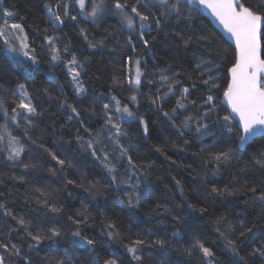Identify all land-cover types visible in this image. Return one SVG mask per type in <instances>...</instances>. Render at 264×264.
Listing matches in <instances>:
<instances>
[{
    "label": "snow or ice",
    "instance_id": "6c2138e0",
    "mask_svg": "<svg viewBox=\"0 0 264 264\" xmlns=\"http://www.w3.org/2000/svg\"><path fill=\"white\" fill-rule=\"evenodd\" d=\"M78 9L76 15L73 9ZM204 9L221 26L227 36H220L228 47L217 50L215 54L206 58H195L191 71L187 73L189 83L179 79L181 72L173 71L172 64L164 68H157L152 73H146L144 67L146 61L138 57L137 47L142 45V50L151 53L155 38L147 39L153 30L164 31L169 24L187 25L192 27L196 24L193 12ZM47 24L49 27L37 29L43 37L41 49L47 50L50 59L48 62L49 79L55 80L52 69L63 63L67 73V83L73 88L77 99H82L88 93L84 79L87 75L84 62L79 55L73 52L69 45L63 49L58 47L60 37L56 35L58 29L67 26L71 21L77 27L80 17L90 20L93 24L105 17H119L120 25L128 32L127 39L123 42L119 38L116 44L126 50L122 59L127 60L129 72L122 80L114 75L112 86L123 87L125 82L132 91L128 100L132 105L138 104L140 87L147 76V84H158L155 95L148 97L151 104L156 107L159 118L163 119L169 128L175 133L171 141L172 147L184 152L188 147L199 145V153H207L204 158V175H219L220 168H230L232 161L237 155L248 156L245 163L247 168L250 164L253 174H260V182L252 183L245 180L241 187H235L233 183L225 184L223 188L213 186L207 197L214 196H238L243 195L242 207L233 214L228 211L217 216L213 222L214 231L218 238H223L224 249L231 255L226 258L225 264H255L258 259L264 264V232L257 236L253 235L250 240V251L241 255L245 250L240 247V239L229 238L233 228V220H240V237L244 238L254 232V228L245 223L249 208L259 205L256 211L257 218H264V53L261 52V39L264 37V0H55L44 4ZM16 14L3 10L0 14V52L12 63L22 69L21 75L28 79L38 71L42 62L37 55V49L32 46L29 36L21 22H12ZM139 30V31H137ZM175 35L180 36L183 29L173 28ZM79 33L87 43L88 49H100L105 46L108 37L99 40L90 38L86 29L79 28ZM109 37L113 34L109 33ZM193 37L188 36L183 41L187 47ZM198 39L210 50L213 40L204 34ZM234 44V48L228 42ZM195 55V54H194ZM203 56V53L201 54ZM22 57V59H21ZM70 57V58H69ZM87 60V56L84 57ZM135 66V74L132 67ZM226 69V70H225ZM226 85V86H225ZM201 90L199 102L193 97V93ZM222 90V91H221ZM47 93L49 90H43ZM175 97L174 106L165 110L166 102ZM49 99H52L49 96ZM220 100V104L217 101ZM18 101V102H17ZM15 105V106H12ZM97 105L99 110L97 111ZM60 108L66 114V120L70 126H75V143L78 152L85 153L91 160L99 165L109 180L108 187L117 193L115 204H127L129 209L140 206L142 196L147 198L151 163H138L133 157L136 145L130 141L134 138L147 140L151 137L155 121L150 122L139 108L130 107L129 103L122 100L111 92L105 98L94 96L89 102L92 115L97 117L92 121L83 115L86 111L74 103H69L67 96L60 101ZM223 109V115H221ZM37 107L32 103V96L25 83H17L11 93V102L8 98L0 97V152L5 153V159L13 165L22 163L23 154L27 151L28 143L43 150L50 157V162L55 163L47 168L51 177L59 178L60 173L66 169L75 167V162L68 156H62L65 151L62 145L53 141L52 147L39 142V138L33 140L29 136V130L34 125V118L39 116ZM24 121V138L14 135L11 125L20 127V118ZM182 117V118H181ZM215 117V119H213ZM177 120L179 121L177 123ZM98 127H93V123ZM137 125L135 136L130 135L124 127L125 124ZM127 138L125 142L122 138ZM182 141V145H181ZM195 141V144L192 142ZM205 141H209L205 143ZM67 143V142H66ZM155 151L165 156V159L175 164L176 161L166 154V145L157 146ZM197 153H193L196 155ZM25 171L30 167L36 168L35 163L23 164ZM243 171V170H242ZM64 176L58 187L34 186L32 194L25 199L32 200L38 208L46 209L47 213L62 214V209L55 202L54 197L65 190L69 185L83 188L92 200L98 201L104 196L99 181L91 180L77 184L76 179ZM83 175V174H81ZM21 183H25V177H13ZM0 183H3L0 180ZM180 196L184 197V190L180 180L175 181ZM4 193L0 191V216L10 217L15 222L10 225L8 232L0 230V264H101V260L95 255L98 240L94 236L86 234L91 212L87 204L67 216V221L73 226L70 234L62 231L57 226L38 227L37 224L24 215H16L8 204L3 200ZM126 197L127 200L122 199ZM230 203L235 204V201ZM187 202L182 199L178 207L188 210V217H182L179 213L173 217L175 221L171 239H156L149 246L158 247L160 250L171 248L173 241L180 242L185 239V233L181 227L188 226V218L196 219V213L202 218L209 213L207 206ZM170 211L167 204L157 203L150 211L155 213L159 210ZM105 217L102 225L101 236H107L109 241L119 242L122 233L115 223H110ZM35 229V230H33ZM15 234L20 241H26V248L22 243L14 242ZM192 243L186 249L190 264H219L217 252L214 247L207 246L200 237L191 234ZM63 242V243H62ZM149 243L148 236L132 240L129 244L121 245L127 252V264L133 261L141 262L143 257L140 250ZM254 245V246H253ZM40 253H44L43 256ZM121 261L119 250L113 248L111 254L103 259L102 264H118ZM121 264H124L121 261Z\"/></svg>",
    "mask_w": 264,
    "mask_h": 264
},
{
    "label": "trees",
    "instance_id": "16d2710c",
    "mask_svg": "<svg viewBox=\"0 0 264 264\" xmlns=\"http://www.w3.org/2000/svg\"><path fill=\"white\" fill-rule=\"evenodd\" d=\"M49 2L50 0H0V14L3 10L16 14V19L10 20V23L21 22L20 17H24L23 24L29 36V41L32 42V46L37 49V55L42 59L37 73L28 79L26 76L21 75L22 69L12 64L3 55V52H0V97L8 98L11 102V93L16 84L25 83L32 96V103L40 113L39 116L34 118L35 126L29 130V136L33 140L39 138V142L44 143L47 147H52L53 141L62 145L65 151L61 155L73 159L75 167L60 173L59 178L51 177L47 172V168L55 162H50V157L30 142L27 151L23 154L22 163L13 165L4 158L5 153L0 152V180L3 181V183H0V191L4 193L3 200L16 215H24L26 219L34 221L38 227L57 226L67 234H70L73 230V226L67 221V216L81 208L83 204H87L92 215L85 231L87 235L94 236L98 240L95 255L101 260V264L103 259L111 254L113 248L119 250L121 261L127 264L128 254L121 245L129 244L132 240L144 238L145 236H148L149 243L140 250L143 260L141 262L133 261L132 264H190L186 249L192 243L191 234L193 233L197 234L202 242H206L207 246L214 247L219 264H225L226 258L231 254L224 249L225 241L223 238H218L219 234L214 231L213 222L222 213L231 211L235 214L238 208L242 207L244 197L243 195L214 196L207 197V199L205 197L214 185L223 188L225 184L231 182L239 188L245 180L249 182V185L254 182L259 183L260 174L258 172L253 174L250 164L247 168L245 167L248 156L237 155L230 168H220L219 175H204L206 171L204 158L207 157V153H199V145L195 144V141L192 142L195 147H188L184 152L178 151L180 145H177L176 148L172 147L171 141L175 138V133L163 119L159 118L156 107L148 99V97L155 95V90L159 87L158 84H147V79H153L152 76H147L140 87L137 93V105H132L128 100V97L133 93L129 90L126 82L123 87L117 85L113 88V76L116 75L123 80L129 72L127 60L121 58L122 54L125 51L131 54L130 50L116 44L117 38L123 42L128 36L127 30L120 25L119 17H105L97 24L80 17L78 20L79 27L68 21L67 26L58 29L56 32V35L60 37L58 47L63 49L65 44L69 45L70 49L77 53L84 62L87 75L83 79L85 87L88 89L85 97L82 99L76 98L72 86L66 82L67 73L63 63L52 69L51 74L55 76V80H50L48 67L50 56L47 50L41 49L43 37L37 31V29L42 30L49 27L44 11V4ZM51 2L54 3L55 0H51ZM77 12L78 9L74 8L72 14L76 15ZM193 15L196 17V24L192 27L183 24L179 26L169 24L164 31L153 30L151 35L146 37L149 40L155 38L151 53L142 50V45L137 47L138 57L142 61H146L147 66L142 65L146 73H152L157 68H164L168 64H172L173 71L182 73L178 78L187 84L189 83L187 73L191 71V66L195 63L196 57L206 58L215 54L218 49L222 52L224 48L228 47V44L220 39L221 35L211 26L200 10L193 12ZM79 28L86 29L90 38L99 40L108 37L105 46L100 49H88L87 43L79 33ZM173 28L183 29L181 35H175ZM109 33L113 35L109 37ZM201 34L213 40L210 50L204 42L198 39ZM188 36H192L193 39L185 47L183 41ZM261 50L264 53V37L261 39ZM202 53L203 56H201ZM85 56H87V60H84ZM45 88L49 90L47 93L43 91ZM110 92L117 95L122 102L129 103L130 107H138L140 113L144 114L150 122L155 121L152 125L151 137L147 140L137 137L130 141L136 145V149L132 153L134 159L141 164H152L148 176L150 182L148 192L150 194L146 199L142 196L140 206L134 209H129L126 203L123 205L114 203L117 193L108 187L109 180L99 165L92 161L87 154L78 152V145L75 143L76 128L70 126L66 120L64 110L60 108V101L67 96L69 103H74L86 110L83 112L85 117L96 121L97 117L92 115L89 102L94 96L106 98ZM200 95L201 90L193 93V97L197 98L198 102ZM49 96L52 99H49ZM174 103L175 97L166 102L165 110L174 106ZM217 104H220V100L217 101ZM99 107L97 105V111ZM223 114V109H221V115ZM2 122L3 120L0 119V123ZM92 126L98 127L99 124L94 122ZM124 127L130 135L135 136L137 125L134 122L125 124ZM10 128L14 135L24 138V121L22 117L20 118L19 128L11 125V123ZM122 139L126 143L129 142L126 137ZM208 142L205 141V143ZM260 143H264V141H260ZM163 145H166V154L176 161L175 164L155 151L157 146ZM193 153L197 154L193 155ZM25 163H35L37 167H30L25 171L23 167ZM68 173H71V175H68L67 178L76 179L77 184L81 182V179L85 181V184L91 180L99 181L101 190L105 193L104 196L99 198L98 201L92 200L83 188L69 185L65 190L58 193L57 197H54L55 202L62 209L61 215L47 213L46 209L38 208L34 201L25 199L26 196L32 194L34 186L58 187ZM19 176H24L26 182L21 183L19 180L13 179V177ZM176 180L181 181L184 197L180 196L179 190L176 188ZM121 198L127 200L126 197L121 196ZM185 198L187 202L193 204H196V201L199 200L200 205L197 206H207L209 213L202 218L199 217L198 213L194 214L196 219L188 218V226L180 228V231L185 233V239L178 243L173 241L171 248L160 250L158 247L149 246L150 242L156 239L172 238V232L176 230L174 228L175 221L173 220L176 213H179L182 217H188V210L185 207H178L180 201ZM231 201H235V204L230 203ZM157 203L167 204L170 211L165 212L161 209L155 213L151 212L150 210ZM258 208L259 205H254L248 210L245 223L254 228V232L244 238L240 237V232L244 230L240 227V220L244 217H237L233 220V228L236 230L231 231L229 238L240 239V247L245 250L241 252V255L251 250L249 247L251 237L255 235L258 238L259 234L264 232V218H257L256 216ZM105 217L110 218L109 222L115 223L121 231L122 238L119 242L109 241L107 236L100 235ZM14 224L15 222L10 217L0 216V230L4 233H7L9 226H14ZM12 239L14 242L22 243L26 248V241H20L15 234H13ZM40 255L43 256L44 253H40ZM121 261H118V264H121ZM191 264H195V262L192 261ZM255 264H260V261L257 259Z\"/></svg>",
    "mask_w": 264,
    "mask_h": 264
},
{
    "label": "water",
    "instance_id": "95a60500",
    "mask_svg": "<svg viewBox=\"0 0 264 264\" xmlns=\"http://www.w3.org/2000/svg\"><path fill=\"white\" fill-rule=\"evenodd\" d=\"M200 12L203 14V16L208 20V22L211 24V26L221 35L224 36V40H227L226 34L223 33L221 26L218 24V22L210 15L209 12L205 11L204 9H199ZM229 44H231V47L234 48V44L229 41ZM262 52V50H261Z\"/></svg>",
    "mask_w": 264,
    "mask_h": 264
},
{
    "label": "rangeland",
    "instance_id": "374dc122",
    "mask_svg": "<svg viewBox=\"0 0 264 264\" xmlns=\"http://www.w3.org/2000/svg\"><path fill=\"white\" fill-rule=\"evenodd\" d=\"M21 59H22V57H21ZM128 70H129V68H128ZM132 74L134 75L135 74V66L133 65V67H132Z\"/></svg>",
    "mask_w": 264,
    "mask_h": 264
}]
</instances>
